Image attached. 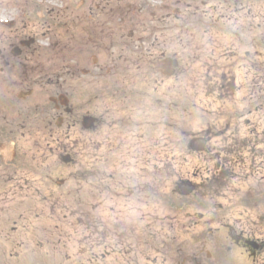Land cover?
Masks as SVG:
<instances>
[{
	"label": "rangeland",
	"instance_id": "374dc122",
	"mask_svg": "<svg viewBox=\"0 0 264 264\" xmlns=\"http://www.w3.org/2000/svg\"><path fill=\"white\" fill-rule=\"evenodd\" d=\"M158 2L0 0V264H264V0Z\"/></svg>",
	"mask_w": 264,
	"mask_h": 264
},
{
	"label": "flooded vegetation",
	"instance_id": "af4514ba",
	"mask_svg": "<svg viewBox=\"0 0 264 264\" xmlns=\"http://www.w3.org/2000/svg\"><path fill=\"white\" fill-rule=\"evenodd\" d=\"M247 1L248 0H159L158 3H155V5H152V6L155 7L158 11L162 12V14H160L159 21H161V22L163 21L165 23L170 19V17H172L171 15H175L174 18L176 20L180 19V17H181L180 11H182V9L180 7H183V6H185V8L188 11H191L192 15H195L198 13L197 10L199 8V5L205 6V7H211V9H213L214 12H218L219 10L220 11H226V10L231 11V9L233 7L235 14H240V12L244 10V5L246 4ZM147 7L149 8V5H147ZM203 12H206V11H203ZM246 12H247V10H246ZM203 17H208V16L203 15ZM226 18H229V17L228 16L226 17L224 15L219 14L217 22H219L221 20L225 22L227 20ZM224 19H226V20H224ZM15 21L18 23L19 20L13 21L11 19L8 21V19H3V20L1 19L0 26L4 27V29H6L8 27L11 28L16 23ZM182 25H184V24L182 23ZM182 25L178 26V27H182ZM210 25H215V23H210ZM18 38H19V36L13 37L14 40L13 41L10 40L11 42H9V44L6 47H4L2 50H0V61L2 63V66H4V68L2 69V72H5L4 73L5 76L11 74V72L6 70L5 67L8 66L7 69H15L18 67L20 68L19 63H15V62H16L17 58L23 56L24 53H22L21 49L23 47H26V46H25V41H22ZM0 39L2 41L3 37H1ZM5 39L7 40V37ZM30 43L35 44V41L34 40L30 41ZM94 57H91V58H94ZM95 58H97V57H95ZM175 60L176 59H174V61H173L172 59H169L168 57H166V58L162 59V61L160 63V66H161V64H163L164 66H166L167 64L174 66L173 68L172 67L168 68L169 70L166 72V74L169 76L172 75L173 72H175L177 70V68L174 69L175 66L176 67L178 66V63ZM163 61H165V62L162 63ZM166 62H169V63L166 64ZM160 71H165V70H160ZM71 115L72 114L70 113V116ZM242 236L243 235H241V239H242ZM249 242L250 241L245 242L246 245L249 244ZM261 248H262V245L259 248V250L257 248L256 252H254L252 254L253 257L257 253L264 254V252H262V253L258 252V251H260Z\"/></svg>",
	"mask_w": 264,
	"mask_h": 264
}]
</instances>
